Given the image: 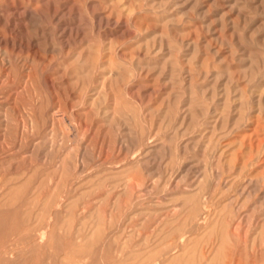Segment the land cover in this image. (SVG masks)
Masks as SVG:
<instances>
[{
	"label": "rangeland",
	"instance_id": "obj_1",
	"mask_svg": "<svg viewBox=\"0 0 264 264\" xmlns=\"http://www.w3.org/2000/svg\"><path fill=\"white\" fill-rule=\"evenodd\" d=\"M0 264H264V0H0Z\"/></svg>",
	"mask_w": 264,
	"mask_h": 264
}]
</instances>
